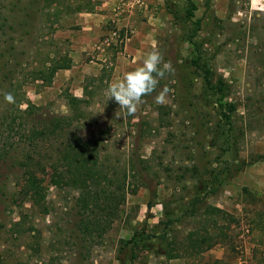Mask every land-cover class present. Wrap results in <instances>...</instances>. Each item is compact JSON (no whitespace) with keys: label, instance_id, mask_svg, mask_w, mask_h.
Listing matches in <instances>:
<instances>
[{"label":"rangeland","instance_id":"1","mask_svg":"<svg viewBox=\"0 0 264 264\" xmlns=\"http://www.w3.org/2000/svg\"><path fill=\"white\" fill-rule=\"evenodd\" d=\"M56 1L44 0L43 5V0H0V145L20 139L14 133L6 140L4 134L10 104L3 93L10 92L11 82L18 90L17 99L25 93L39 107V118L82 113L73 130L84 140L94 139L101 177H110V184L102 186L116 193L113 203L120 199L117 187L125 174V202L110 226L84 234L76 204L79 191L52 184L43 156L44 164L35 168L44 196L37 199L27 193L11 158L22 141L12 142L13 149L6 147L9 156L0 160V264H118L121 243L141 230L147 236L142 244L147 245L139 244L134 260L127 259L126 264H214L217 259L219 264H264L260 245L264 234L254 231L264 229V191L247 181V166L217 192L209 190V172L224 167L222 159L230 154L221 152L213 140L218 115L212 100L203 96L189 40L196 30L193 38L201 42L203 59L231 85V97L238 103L233 129L238 155L250 160L264 154L257 152L264 151V0H193L190 19L187 0H146L150 13L136 10L121 16V24L134 31L132 36L140 31L144 42L136 43L142 49L134 60L133 55H124L123 66L117 59L124 49L122 54L107 49L110 63L99 74H94L98 60L84 61L88 74L83 95L75 96L84 97L86 103L78 109L65 97V92L73 94L69 85L62 84L58 92L53 90V78L47 84L37 77L50 65L61 64L63 56L72 59L73 40H81L73 30L84 17L77 5L91 8L93 4L92 0ZM111 19L99 36L113 26ZM153 49L174 69L157 86V92L169 89L166 104H156L154 92L142 98L133 116L123 112L117 116L119 105L107 101L105 89L140 66ZM114 64L122 66L121 73L112 75ZM21 103L19 109H24ZM40 145L43 155L50 151L51 146ZM213 206L221 212L209 208ZM93 213L99 215V210ZM189 231L211 235L207 243L212 245L203 244L197 251L187 239ZM251 244H255L253 258L247 260L245 248Z\"/></svg>","mask_w":264,"mask_h":264},{"label":"trees","instance_id":"2","mask_svg":"<svg viewBox=\"0 0 264 264\" xmlns=\"http://www.w3.org/2000/svg\"><path fill=\"white\" fill-rule=\"evenodd\" d=\"M55 1L50 0V2ZM55 4H58V1ZM187 4L186 16L190 19L193 17L195 4L193 0H187ZM79 9H82L81 5H77V10ZM172 12L175 14V11ZM198 23L199 20L196 21V24ZM196 33L197 31L194 30L193 34L189 36L194 53L191 63L200 72L204 98L212 100L214 103L213 108H215L218 115V123L215 127L213 140L219 144L221 152L230 154L226 159H222L226 163L224 167L212 168L209 172L211 178L209 190L213 194L218 191L223 182L235 177L246 166L264 160V154L254 155L250 160H245L238 155L235 142L236 135L234 136L233 134L234 116L237 113L238 103L231 97L232 90L230 83L222 75H215L207 59H203L201 42L193 38ZM52 59L54 60L55 58ZM61 59V64L55 63V65L47 67V73L41 70V75H38L37 79L50 84L57 69L67 68L71 65L70 57L63 56ZM9 91L15 97V103L10 104L5 112L4 116L10 122L7 121L9 128H6L4 134H6V140L14 133L19 134L20 139H13L10 143L3 142L0 145V160L4 161L9 156L10 150L15 146L12 142L21 140L22 145L17 144V154L11 158H14V163L18 165V170L23 175L24 188L27 193L33 197H37V199H41L44 196L40 186L41 180L38 177V170L35 168L39 164H44L42 160L44 156L47 160L46 164L51 169V183L59 187L65 184L79 191L76 204L82 215L79 225L81 231L84 234L91 235L95 231H103V227L111 225L112 220L119 214V206L125 202V174L117 187L121 191L120 199L118 202L113 203L111 199L116 193L102 186L105 183L110 184V177H101L103 172L98 168L97 146L94 139L84 140L78 135L76 130H73L74 123L79 122L77 118H80L82 113H77L71 117L50 115L39 118V107L29 99H26L25 93L21 94V99H17L18 90H16V87L11 82ZM64 94L69 105L73 106V109H78L79 104L86 103L84 97H76L66 92ZM21 102L25 104L24 109H19V106L22 104ZM11 132L12 134H10ZM43 142L51 146L49 147L50 151L48 149L45 155L40 150V144ZM6 147H9L10 150H6ZM53 147L56 149L53 150ZM19 150L20 153L18 154ZM151 206L152 202L148 201L147 207L151 208ZM209 208L216 212H221L217 207L213 206ZM94 209L99 210V215L93 213ZM210 236L198 235L194 231H189L187 239L192 244H195L194 246L197 251H200L203 248V244L206 247L212 245L211 242L207 243L210 238L212 239V236ZM146 237L145 231L141 230L125 239L118 249V264H126L127 259L132 262L136 256L134 249L139 244L144 243L147 239ZM144 245L147 244H142V246ZM169 255L172 256L173 254ZM219 263V259L214 262V264Z\"/></svg>","mask_w":264,"mask_h":264},{"label":"crops","instance_id":"3","mask_svg":"<svg viewBox=\"0 0 264 264\" xmlns=\"http://www.w3.org/2000/svg\"><path fill=\"white\" fill-rule=\"evenodd\" d=\"M149 2V1H148ZM117 0H92V9L89 10V8L83 7L82 9H79L80 14H83L84 17H79L78 22L76 23V27L73 31V35H79L81 37V40H77V38L74 39L72 44L73 50L70 51L71 59V65L67 68H60L59 71H56L53 77V90L54 91H60L59 86L66 83L69 85V91H71L76 96H82L83 95V79L84 76H86L87 73V64L84 63L87 59L91 61L92 63L94 60L96 61L97 65V73L99 74V69L104 68V66L107 65V63L104 61L105 57L102 53L98 52L97 46L99 44V41L103 38L104 35H101L102 26L110 21V19L113 17L114 8L116 6ZM264 6V4H263ZM142 11V13H150L152 10H147V3L145 0V5L142 7V9H138ZM82 11V12H81ZM151 15V14H149ZM151 17V16H150ZM130 20V19H129ZM132 22V20H131ZM134 22V21H133ZM139 30H136L133 36L130 37L125 43L124 46V52L121 57H118L117 61H120L121 65L123 66L125 56L133 55V60L136 57V55L140 52L142 49L139 45H137L136 42H144L142 40L141 34L139 33ZM97 50L98 54L95 53ZM126 52H128L126 54ZM116 61V60H115ZM115 62V64L117 63ZM79 62V63H78ZM75 63V64H74ZM77 63V64H76ZM114 64V67L111 69L112 75L121 73L122 66H117ZM103 71V69H101ZM57 81V82H56ZM55 82V83H54ZM57 83V84H56ZM258 153H264L263 150L257 151ZM245 178H247V181L250 183V185L254 186L255 188H258V190L264 191V160L254 162L253 164H250L245 168ZM253 231V230H252ZM254 231H257L259 234H264V229L261 228H254ZM261 249L263 250L264 255V244H260ZM255 244H251L250 248H245L248 257L247 260L253 258V247ZM259 247V246H258Z\"/></svg>","mask_w":264,"mask_h":264},{"label":"clouds","instance_id":"4","mask_svg":"<svg viewBox=\"0 0 264 264\" xmlns=\"http://www.w3.org/2000/svg\"><path fill=\"white\" fill-rule=\"evenodd\" d=\"M174 71L170 62H163V57L156 49L150 51L143 59L142 64L131 71L123 74L122 78L116 82L109 83L104 95L108 100H114L119 109L117 116L123 112L124 115L133 116L139 104L143 102V97L156 92L154 101L158 105L167 102L169 89L161 88L157 92L159 80L164 78L165 73ZM4 100L9 104L15 103V97L10 92L3 93Z\"/></svg>","mask_w":264,"mask_h":264},{"label":"built area","instance_id":"5","mask_svg":"<svg viewBox=\"0 0 264 264\" xmlns=\"http://www.w3.org/2000/svg\"><path fill=\"white\" fill-rule=\"evenodd\" d=\"M144 5L145 0H117L111 19L113 26L107 31L97 46V50L104 55L106 63L110 60L106 52L107 49L112 47L116 50V53L122 54L126 41L130 39L134 32L130 27L121 24V16L142 9ZM108 63L110 62L108 61Z\"/></svg>","mask_w":264,"mask_h":264}]
</instances>
